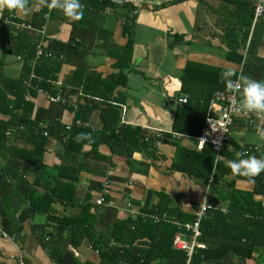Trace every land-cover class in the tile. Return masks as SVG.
<instances>
[{
    "label": "crops",
    "instance_id": "1",
    "mask_svg": "<svg viewBox=\"0 0 264 264\" xmlns=\"http://www.w3.org/2000/svg\"><path fill=\"white\" fill-rule=\"evenodd\" d=\"M130 2L138 11L130 35L123 27L124 16L129 13L123 7H84L83 18L75 20L59 7H48L51 0H31L27 11L16 10L8 20L14 35L50 52L51 59L61 61L56 82L69 81L75 71L103 79L114 75L117 61L124 50L130 48L126 84L114 92V96L124 99V104L119 105L120 124L159 134L161 140L153 151L123 150L121 154H113L111 148L103 144L97 148L85 145L78 159H73L64 152L58 138H49L42 156L47 181L50 187L55 181L62 185L56 192L58 197L52 196L48 205L47 200L44 201L47 190L33 185L34 167L29 161L9 159L14 149H33L21 130L23 126L7 131V143L0 151V264H127L124 253L100 251L95 242L98 243L96 239L108 241L114 226L142 215L146 205L151 208L161 203L164 208L179 209L191 219L202 203L209 206V211L226 214L230 198L237 192L264 208V195L256 194L254 183L247 176L232 173L228 164L232 159H239L237 152L245 153V157L255 155L264 159V110L255 111L262 117L254 123L238 118L230 129L225 154L219 159L223 170L218 185L202 182L190 174L207 164L211 148L205 146L207 152L204 153L203 148H197V137L180 135L172 139L169 136L173 133L176 109L187 98L181 93V87L189 64L194 69L189 74L192 77L184 80L199 92L218 80L209 73L213 69L237 72L235 80L238 81L241 75L264 81V13L257 18L254 14L256 6H264V2ZM176 36L182 40H176ZM5 44L10 51L13 43ZM233 52L242 57L238 65L227 58ZM0 60V79L25 78L24 83L30 84L35 74L32 71L26 76L18 56L11 53L4 56L0 51ZM39 90L29 100L33 105L30 120L43 127L56 122L62 128L75 125V113L70 108L64 103L50 102ZM237 98L240 99L239 95ZM8 118L0 114V119ZM86 123L94 131L103 129L98 111H93ZM180 148L188 150L189 161L177 158ZM174 163L181 164V168L186 166L189 174L172 170ZM78 167L80 170L73 183L66 175ZM8 171L11 175L6 174ZM101 196L105 203L97 205L96 200ZM46 206L47 212L42 210ZM239 226V221L225 225L215 219L210 225L212 230L200 243L217 247L215 244L231 241L230 234L243 237L241 232L246 233L257 245L246 264H264V249L258 248V236L248 226L238 231ZM85 230L93 234V240L81 236ZM124 238H129L128 234L117 232L116 238L109 240V248L128 250L130 247ZM149 244L150 239L145 237L138 246L145 248ZM179 257L173 254L151 264H183ZM238 260L230 255L219 262L201 264H237Z\"/></svg>",
    "mask_w": 264,
    "mask_h": 264
},
{
    "label": "trees",
    "instance_id": "2",
    "mask_svg": "<svg viewBox=\"0 0 264 264\" xmlns=\"http://www.w3.org/2000/svg\"><path fill=\"white\" fill-rule=\"evenodd\" d=\"M30 1L27 0V5ZM81 3L85 8H126L129 13L124 16L125 22L123 27L125 33L128 35L133 30L135 21V15H133L135 6L133 2L118 4L112 0H81ZM15 11L5 8L1 12L0 51L4 56L8 53L18 56L23 62L24 70L27 72L26 76L32 71L35 75L30 81V86L24 83L25 78L18 80L10 78L0 79V114L9 117L7 120L0 119V151L8 140L5 133L11 129H20L19 126L22 125L21 130L24 131L33 149L31 151L14 149L10 152L9 159L19 158L21 160L23 158L22 161H29L34 167L33 185L41 188L44 187L45 191L47 190L44 201L47 200L48 205H50L52 196L58 197L56 192L62 184L55 181L54 185L50 187L47 181V172L42 161V156L49 138H58L63 143L64 152L66 151L71 158L78 159L85 145H91L93 148H97L98 145L103 144L109 146L113 154H121L123 150L127 152L131 150L133 152H150L154 150L155 143L159 139L161 140V137L157 138L156 135L150 134L140 128H131L120 124L121 109L119 105L124 104V99L120 95L114 96V92L116 88L123 87L126 84L125 69L129 65L130 48L124 50V54L117 61L115 67L116 74L103 79L100 76L98 77L93 74L85 76L80 71H75L69 81H64L60 87H57L55 85L57 81L56 73L61 67V61L43 56L36 59V45L12 33L8 20L14 16ZM175 38L176 40H182L180 36H176ZM9 41L13 43L10 51L6 49L7 46L5 44H8ZM130 45L131 41L129 40L128 46ZM227 58L237 65L240 64L242 59L240 55L234 52L229 53ZM1 64L2 61L0 60ZM191 70H194L193 65L189 64L183 74L181 93L186 95L187 98L176 109L172 132L178 135L198 137L203 129L212 94L216 91H227V80L231 79L234 81L237 77V72L219 69L211 70L209 73H212L218 80L209 88L201 85V88H203L199 92V90L191 86L189 81L184 80V78H188L189 80L192 77L189 75L192 72ZM225 72H232L233 75L231 77H224L223 74ZM36 89H40L49 96L54 97L59 95L62 97L65 100L64 105L75 113V119L81 123H86L91 113L98 111L103 129L101 131H94L88 127L73 125L69 130H66L58 122L44 127L33 122L30 120L33 105L31 102L25 101V96L28 95L30 99H33L37 92ZM79 92L81 95L78 94ZM44 132L47 133V136L43 135ZM81 133L90 135L88 138L78 140L77 137ZM204 148L202 152L204 151L205 153L206 149ZM224 148L221 157L225 154ZM208 151L209 157L207 164L202 169H198L196 172L190 174L205 183L212 178L211 184L218 185L222 181V172H220L223 170L221 160L215 163L214 152ZM202 152H199V154ZM2 156L6 160V155L3 154ZM188 156V150L184 148L178 150L177 158L182 157L186 161H189ZM180 166L181 164L174 163L172 170L189 174V171H187L189 169L186 166L182 168ZM79 170V167L76 169L72 168L70 174L66 175V178L74 183L77 179L76 173ZM6 174L11 175L9 171ZM247 179L252 182L254 180L256 194L264 195V171L255 177H247ZM250 199L234 192L230 198L229 208L226 214L208 210L201 222V235L198 238L199 243L203 242L204 235H207L212 230L210 225H212L215 219L221 220L225 225L235 220L240 222V226L236 227L238 231L246 229L247 226L251 227L255 235L258 236V248L264 249V208L261 204L254 202L252 198ZM32 205L37 210L35 202H32ZM47 209L48 207L46 206L42 210L46 211ZM142 215L129 218L126 222L114 226L109 236V238H116L117 232L125 236L128 234L129 238H124L130 247L128 250L109 248V240L111 238L108 241L96 239L98 243L95 242L97 244L95 247H98L100 251L103 249L121 251L124 253L123 258L127 264H151L157 259L171 257L173 254L180 256L179 258H182L184 263L185 254L182 251L174 249L172 245L174 235L182 231L180 227L174 225L173 220L184 224L185 222H191L193 217L188 219L179 209H167L161 203L151 208L146 205L142 210ZM163 215L168 218L163 219ZM154 216L160 218L158 223H154L152 218ZM243 220L245 223H243ZM230 228L234 227L230 225ZM81 236L93 240V234L88 230H85ZM241 236L243 237L230 234L228 239L231 241H223L220 244L214 243L217 247L208 243V246L204 245V249H196L192 257V264H201L210 261L219 262L230 255H234L239 259L237 264H246V261L252 259L254 248L257 245L249 237H246V233L241 232ZM145 237L150 239V244L148 247L140 248L138 245ZM212 248L215 250H212Z\"/></svg>",
    "mask_w": 264,
    "mask_h": 264
},
{
    "label": "built area",
    "instance_id": "3",
    "mask_svg": "<svg viewBox=\"0 0 264 264\" xmlns=\"http://www.w3.org/2000/svg\"><path fill=\"white\" fill-rule=\"evenodd\" d=\"M137 10L133 11V14H137ZM264 13V6L257 5L254 11L255 17L257 18L261 14ZM46 57L51 59L52 54L50 52L45 51L40 46H36V59L40 57ZM234 82H240L235 80ZM27 86L30 84L26 83ZM55 85L60 87L62 85L61 82H56ZM41 91V90H39ZM43 92V91H41ZM45 93V92H44ZM48 100L52 103H64L65 100L57 96H49L45 93ZM81 95V93H78ZM237 93L233 91L220 92L217 91L212 95L208 113L206 115L203 129L201 134L196 138L197 148L202 149L205 146L211 148V150L215 154V163L221 158V153L223 148L228 141V135L230 129L233 127L235 121L238 118H244L248 123H254L255 121L261 119V114L256 112H242L238 110V98ZM30 97L28 95L25 96V101H29ZM76 126L89 127L87 123H81L79 120L75 121ZM66 130L70 129V126L65 128ZM44 136H47V133H43ZM169 136L172 139L179 138L180 135L175 133H170ZM157 138L161 136L156 135ZM160 144V139L155 143V146ZM214 172V171H213ZM208 184H211L212 178L208 180ZM105 203V199L101 196L96 200L97 205H103ZM209 210V206L206 203L200 204L194 211L193 220L189 223L181 224L177 220H173L174 225L181 228V232L177 233L173 238V248L182 251L185 254V259L183 264H192V257L196 249H204L205 246L199 243L198 238L201 235V222L203 218L206 216V213ZM154 223H158L160 218L152 217ZM163 219H167L168 217L163 215ZM1 235V234H0Z\"/></svg>",
    "mask_w": 264,
    "mask_h": 264
},
{
    "label": "clouds",
    "instance_id": "4",
    "mask_svg": "<svg viewBox=\"0 0 264 264\" xmlns=\"http://www.w3.org/2000/svg\"><path fill=\"white\" fill-rule=\"evenodd\" d=\"M27 0H0V12L7 8L9 10L27 11ZM50 8H61L63 13L75 20H80L84 16V5L81 0H51L48 5ZM232 72H225L224 77H231ZM240 82L227 80V88L229 91H235L240 99L238 102V110L242 112H255L264 110V81L253 80L247 76L241 75ZM90 134L81 133L77 139L88 138ZM236 157L228 161L231 171L247 177H255L264 171V159L257 158L255 155L245 157V153L237 152ZM254 182V180H253Z\"/></svg>",
    "mask_w": 264,
    "mask_h": 264
},
{
    "label": "water",
    "instance_id": "5",
    "mask_svg": "<svg viewBox=\"0 0 264 264\" xmlns=\"http://www.w3.org/2000/svg\"><path fill=\"white\" fill-rule=\"evenodd\" d=\"M112 1L115 3H118V4H123L125 2H130V1H134V0H112ZM262 2H264V0H262Z\"/></svg>",
    "mask_w": 264,
    "mask_h": 264
}]
</instances>
